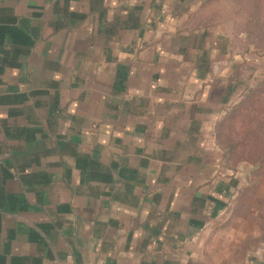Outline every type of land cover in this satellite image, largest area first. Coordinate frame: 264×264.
Wrapping results in <instances>:
<instances>
[{
	"label": "crops",
	"instance_id": "0c3cea01",
	"mask_svg": "<svg viewBox=\"0 0 264 264\" xmlns=\"http://www.w3.org/2000/svg\"><path fill=\"white\" fill-rule=\"evenodd\" d=\"M207 5L0 0V264H264L218 137L258 62Z\"/></svg>",
	"mask_w": 264,
	"mask_h": 264
},
{
	"label": "rangeland",
	"instance_id": "374dc122",
	"mask_svg": "<svg viewBox=\"0 0 264 264\" xmlns=\"http://www.w3.org/2000/svg\"><path fill=\"white\" fill-rule=\"evenodd\" d=\"M205 12L214 25H222L226 34L238 39L237 45L241 41L243 49L250 51V58L258 62L243 68V85L253 87L255 79L264 76V0L257 5L255 0H210ZM224 131L223 141L237 144L233 152L226 154L228 164L242 171L243 197L254 199L264 217V95L248 104Z\"/></svg>",
	"mask_w": 264,
	"mask_h": 264
},
{
	"label": "trees",
	"instance_id": "16d2710c",
	"mask_svg": "<svg viewBox=\"0 0 264 264\" xmlns=\"http://www.w3.org/2000/svg\"><path fill=\"white\" fill-rule=\"evenodd\" d=\"M209 1L210 0H206V2H209ZM255 1H256V5L261 2V0H255ZM255 81L256 83L253 85V87H248L244 85L241 100L237 104H235L233 107H231L229 112L224 115L223 121L220 124V130L218 131V134H219L218 137L220 139L221 144L222 143L225 144V151L227 154L228 153L230 154L231 152H233L234 148L237 147V144L234 145L233 144L234 142H231V141H227V142L223 141L222 136H223V133L225 132L224 129L228 128V126H231V124L236 121V119L240 116V114L243 112L245 107L248 106V104L255 102L256 100H258L260 96L264 95V76L261 79H255ZM230 133L233 134L232 132Z\"/></svg>",
	"mask_w": 264,
	"mask_h": 264
}]
</instances>
